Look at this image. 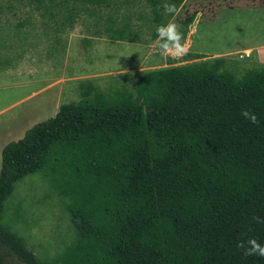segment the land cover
I'll list each match as a JSON object with an SVG mask.
<instances>
[{"label":"trees","instance_id":"obj_1","mask_svg":"<svg viewBox=\"0 0 264 264\" xmlns=\"http://www.w3.org/2000/svg\"><path fill=\"white\" fill-rule=\"evenodd\" d=\"M16 1L66 19L107 6ZM147 2L161 22L163 3ZM107 30L132 39L127 23ZM36 173L69 198L74 239L51 261L1 223L15 185ZM253 217L264 219V67L238 76L217 58L142 72L134 92L61 104L1 151L0 264H264L237 247L264 244Z\"/></svg>","mask_w":264,"mask_h":264},{"label":"rangeland","instance_id":"obj_2","mask_svg":"<svg viewBox=\"0 0 264 264\" xmlns=\"http://www.w3.org/2000/svg\"><path fill=\"white\" fill-rule=\"evenodd\" d=\"M106 7L88 10L66 19L62 10L53 17L42 16L25 1L0 0V109L22 98L26 91L43 87L60 75L90 76L64 85L61 104L78 103L94 95L110 98L115 90L134 92L137 75L142 72L212 61L224 60L228 71L240 76L251 69L264 67V0H182L177 12H163L162 21H154L152 7L147 0H105ZM166 3L167 0H160ZM258 7H262L259 9ZM56 12V10H54ZM177 25L181 33L183 52H164L156 44L154 31L159 25ZM128 24L131 40L110 42L100 39H65L62 35L111 36L107 29ZM65 43V44H66ZM48 44L54 71L40 72L35 83L26 89L15 86L19 78L1 72L14 63L26 68L31 59H20L32 49L34 57L44 61L39 50ZM65 57V58H64ZM22 60V61H21ZM107 73V74H106ZM23 79V78H22ZM38 99L0 113V121L29 108L25 127L54 116L52 111L31 109ZM52 108V107H51ZM51 110V109H50ZM47 113V114H45ZM42 121H40V120ZM2 127L0 125V134ZM69 198L60 194L48 177L36 173L15 185L6 201L1 223L22 237L26 247L39 259L51 261L60 256L74 239V232L65 210ZM8 264H18L13 256Z\"/></svg>","mask_w":264,"mask_h":264},{"label":"crops","instance_id":"obj_3","mask_svg":"<svg viewBox=\"0 0 264 264\" xmlns=\"http://www.w3.org/2000/svg\"><path fill=\"white\" fill-rule=\"evenodd\" d=\"M64 40L67 38L69 41L73 38H77L79 40H109L110 42L117 41V43H120L122 41L131 40L126 38H120V37H114V36H107L102 38H96L93 35H83V34H75L67 32L62 35V39ZM66 43V40H65ZM64 43L65 52H67L68 44ZM40 53L45 58L44 61H39L38 58L34 57L32 53V49H29L28 53L23 55L20 59L28 60L31 59L33 61L32 64H29L26 68H22L19 66V63H14L10 67H4L1 68V72H6L5 74L19 78L18 80H21L19 82L14 83L15 86H20V88L26 89L27 87H31L35 83V79H37L38 75H40V72H51L54 69V66L51 62L52 53L50 51V47L48 44H41L39 47ZM65 58V57H64ZM21 60V61H22ZM55 70V69H54ZM53 70V71H54ZM107 74V73H106ZM86 77V78H85ZM92 75L90 76H70L66 77L63 75H60V77H57L53 80H50L49 83L45 84L43 87H40L38 89H33L32 91H26V94L22 95V98L13 101L7 104L5 107H2L0 109V113L15 108L23 103H26L28 101H32L33 99H38L35 103H33L30 108L36 109L38 111L40 110H46L48 114H56L57 109L60 105L61 96L63 93L64 85L68 82L78 81L80 79H90ZM23 78V79H22ZM12 83L5 84L0 82V88L6 89L9 87ZM52 107V108H51ZM29 108H24L18 113H13L9 116H7L5 119L0 121V125L2 127V132L0 134V162H1V151L3 147L13 141H17L21 139L24 136V133L28 130V126L25 127L24 120L28 118L30 112H28ZM51 109V110H50ZM47 114V113H45ZM40 120V119H39ZM42 121V120H40Z\"/></svg>","mask_w":264,"mask_h":264},{"label":"clouds","instance_id":"obj_4","mask_svg":"<svg viewBox=\"0 0 264 264\" xmlns=\"http://www.w3.org/2000/svg\"><path fill=\"white\" fill-rule=\"evenodd\" d=\"M165 12L168 14H175L177 8L174 4L164 3L162 5ZM157 33V46L164 52H183L184 48L181 44V33L177 30V25L174 23H168L166 25H159L156 28ZM241 115L249 120L250 123H257L256 115L250 113L247 109L242 110ZM253 219L260 224H264V219L260 217H253ZM247 245V246H245ZM238 248H242L245 256H259L264 257V244H261L255 238H249L246 242H241L237 245Z\"/></svg>","mask_w":264,"mask_h":264}]
</instances>
